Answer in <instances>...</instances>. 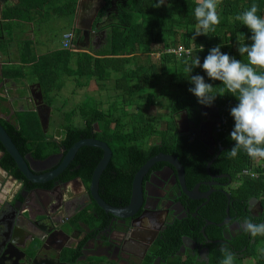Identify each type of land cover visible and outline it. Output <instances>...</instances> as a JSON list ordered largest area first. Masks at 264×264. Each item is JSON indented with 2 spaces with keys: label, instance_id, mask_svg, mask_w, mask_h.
Segmentation results:
<instances>
[{
  "label": "trees",
  "instance_id": "16d2710c",
  "mask_svg": "<svg viewBox=\"0 0 264 264\" xmlns=\"http://www.w3.org/2000/svg\"><path fill=\"white\" fill-rule=\"evenodd\" d=\"M34 1L35 3L23 0V4L29 13L38 8L41 20L50 11L55 16L72 18L77 6V0ZM117 3L116 11L109 15L105 26V41L97 48H78L75 41L78 39H73L72 45L67 48L61 43L57 50L40 54L35 50L33 41L19 42L18 56L21 64L8 67L5 71L10 75L30 77L39 82L46 103L59 109L57 126L61 135L57 142L47 132H43L35 111L19 112L14 124L9 126L3 122L2 125L20 153H30L33 158L44 159L57 152L60 146L66 152L77 140L94 137L106 142L111 149L109 167L112 166V169L119 172L114 177L116 181L122 180L130 184L135 172L147 159L164 152L178 158L190 186L195 180L207 175V161L214 155H210L197 139L191 140L190 136L177 131L176 118L181 112H186L188 120L195 124L202 118V107L206 105L198 103L197 98L189 91L193 86L189 80L190 75L199 74L204 77L205 82L213 85L214 92L224 93L217 95L211 104L222 113L224 123L218 136L221 145H227L215 159L213 167L217 169L216 172L227 173L225 180L231 178L239 182L229 190V202L234 200L244 205L229 206V213L233 214L238 210L247 218L246 205L255 199L261 205L257 222L264 223V180L253 179L249 175L237 177L243 169L251 168L255 159L243 150L234 158L228 155V150L235 143L230 139L234 120L229 110L239 102L238 99L226 92L223 83L209 79L202 68L194 67L190 74L185 70L186 61L190 63L197 55L202 64L209 50L218 45L222 53L247 63V55L241 56L237 49L240 44L251 43V32L235 17L253 3L259 8L258 15L264 17V0H221L217 9L220 23L215 26V31H209L207 35L195 34L199 27L194 16L197 0H165V4L160 7L153 6L156 0H122ZM30 5L33 7L29 11ZM36 5L37 8L34 7ZM101 14L99 13L97 20ZM27 19L33 21L34 16ZM179 46L191 50V58L185 53L176 54L171 51ZM156 52L160 53L157 60H149ZM143 56L148 57V61L142 62L140 59ZM256 70L264 72V68L257 67ZM68 80L76 87H85L91 81L94 82L98 90L105 92L104 98L108 100V105L104 106V100L95 99L93 94L86 93L85 100L84 97L71 109L62 111L66 99L55 105L56 95ZM160 105L167 108L169 114L161 118L162 123L158 126L157 115L147 113L145 108ZM75 116H78L79 122L74 120ZM86 148H92L93 151H85ZM0 149H4L1 144ZM101 156L99 148L80 147L76 153V157L80 158L71 166L66 177L80 175L88 183ZM257 159L258 165L254 170L262 177L264 159ZM77 162H80L79 169L74 168ZM0 163L5 170L21 178L22 174L8 153L4 154ZM162 164L157 163L155 168ZM213 167L210 166L211 171H214ZM224 198L227 203L226 197ZM226 207H221L223 213L219 214L221 216L217 221L225 217ZM185 229L187 227L183 226L184 231ZM195 231L199 234V227ZM182 233L184 232L176 233L171 242L168 239L170 235L159 240L161 264H201L193 256L186 257L184 261L174 253L179 250ZM246 234L244 231L240 235L243 242L239 248L246 245L247 248L242 256L235 255L234 264H264V235H250L246 238ZM250 238L253 242H250ZM169 247L171 249L167 251L168 256L165 254L164 257V250ZM223 256L222 252H211L208 264H221ZM249 260L252 262H248Z\"/></svg>",
  "mask_w": 264,
  "mask_h": 264
},
{
  "label": "flooded vegetation",
  "instance_id": "af4514ba",
  "mask_svg": "<svg viewBox=\"0 0 264 264\" xmlns=\"http://www.w3.org/2000/svg\"><path fill=\"white\" fill-rule=\"evenodd\" d=\"M81 1L83 8L78 15ZM119 1L122 0H115V6L110 8V0H77L72 33L74 39H78L75 40L78 48H97L104 43L107 36L105 26ZM31 2L35 3L34 0ZM32 7H28L29 11ZM99 13L102 14L97 20ZM32 16L33 21L27 19ZM90 21L89 29L87 22ZM42 27L38 8L29 13L23 0H0L1 125L3 122L9 126L14 124L19 112H36L37 108L42 110L45 105L49 106L39 82L5 71L8 67L21 64L19 42H34L36 37L42 36ZM49 120L50 115L46 132L50 127ZM222 123L223 116L218 107L204 106L198 124L189 121L182 134L190 136L191 140L197 139L210 155H215L220 147H227L221 145L218 136ZM49 135L60 141L59 131ZM85 151L92 152L93 149L86 148ZM5 153L4 149H0V161ZM64 154V147L60 146L57 152L44 159L33 158L30 153L22 155L27 156L31 168L43 173L56 168ZM78 158L75 154L56 177L44 183H32L22 175L17 178L0 163V264H161L159 240L170 235L168 239L171 242L178 232L184 233L180 236L179 250L174 253L184 261L186 257L193 256L198 263L208 264L209 254L214 251L220 253L222 246L240 256L247 248V245L239 248L243 242L240 235L244 232L245 216L238 210L229 213V206H244L234 200L229 202V190L239 182L231 178L225 180L227 173L216 172L213 163L217 157L208 169L206 164L207 175L190 186L184 175V190L176 171L169 164L161 161L163 164L155 168L160 163L155 162L143 177L142 207L131 217L117 216L98 205L89 190L95 166L88 183L80 175L66 177ZM211 165L214 171L210 170ZM74 168H81L80 162ZM105 168L109 170L105 173L103 170L100 175L99 196L115 208L127 205L132 180L130 184L116 181L114 177L119 172L109 167V162ZM222 206H227L226 215L217 221L221 216L219 214L223 213ZM246 206L247 218L258 223L260 202L253 199ZM183 226L187 230L184 231ZM197 227L199 234L195 231ZM245 236L249 238L250 234ZM250 242L253 239L250 238ZM170 249L164 250V257L165 254L168 256Z\"/></svg>",
  "mask_w": 264,
  "mask_h": 264
},
{
  "label": "clouds",
  "instance_id": "9594fccd",
  "mask_svg": "<svg viewBox=\"0 0 264 264\" xmlns=\"http://www.w3.org/2000/svg\"><path fill=\"white\" fill-rule=\"evenodd\" d=\"M220 3L221 0H197L194 8V16L199 25L195 31L196 35H207L209 31H215V26L220 23L217 10ZM164 4L165 0H156L153 6L160 7ZM258 12V6L253 3L235 17L251 32V43L240 44L237 49L241 56L247 55V63L222 53L219 45L209 50L202 64L197 55L190 63L185 62V70L189 74L194 67L202 68L209 79L223 83L226 92L239 101L229 110L234 120L230 139L235 142L228 150L231 158L243 150L251 158L264 159V72L256 70L257 67L264 68V17L258 15ZM186 54L191 58V50ZM189 80L193 85L189 91L200 104L210 106L217 95L224 94L214 92L213 85L205 82L204 77L199 74L190 75ZM252 177L255 178V174H252ZM242 226L252 237L264 235V223H254L245 218ZM220 250L224 254L221 264H234V253L226 246H222Z\"/></svg>",
  "mask_w": 264,
  "mask_h": 264
},
{
  "label": "water",
  "instance_id": "95a60500",
  "mask_svg": "<svg viewBox=\"0 0 264 264\" xmlns=\"http://www.w3.org/2000/svg\"><path fill=\"white\" fill-rule=\"evenodd\" d=\"M111 7L115 6V0H110ZM83 1L80 2L79 12L83 8ZM105 17V16H104ZM104 17L102 19H104ZM89 23L88 28H91V21L87 22ZM98 28V27H97ZM99 30V29H97ZM40 99L42 100L41 94ZM36 113L41 125V128L43 132L45 131V128L47 127L49 115H50V107L45 105V108L42 110L36 109ZM177 123V131L178 133H183L186 131V129L189 126V120L187 117L186 112L180 113ZM0 144L3 146L4 150L11 156L13 159L16 167L22 174L24 178L29 180L32 183H44L54 177H56L66 166L67 164L73 159L74 155L76 154L77 150L82 146H92L97 147L102 150V156L100 160L97 162L92 178L90 181L89 190L90 193L93 195V197L96 199L98 205L105 209L106 211L112 212L113 214L121 217H131L133 216L141 207L144 201L143 196V177L145 174L149 171V169L152 167V165L155 162H165L169 164L174 171H176V174L181 181L183 190H184V170L183 166L178 160V158L169 153L159 152L153 156H151L149 159H147L135 172L133 179H132V190H131V196L129 199V202L125 206L121 207H112L108 205L98 194V184H99V178L102 173V171L105 169L106 165L108 164L112 151L107 145L106 142L101 141L99 139H96L94 137H86L82 138L80 140H77L74 142L65 152V154L62 156L61 162L58 164V166L52 170L38 173L33 168L30 167V163L27 159L26 155H22L18 148L16 147L15 143L12 141L11 137L8 135L4 127L0 124ZM223 149V147H220V149L215 153L214 157L215 159L217 155L220 153V151ZM211 160V161H212ZM211 161L207 164V169L209 168V165L211 164ZM227 222V219L225 220Z\"/></svg>",
  "mask_w": 264,
  "mask_h": 264
},
{
  "label": "rangeland",
  "instance_id": "374dc122",
  "mask_svg": "<svg viewBox=\"0 0 264 264\" xmlns=\"http://www.w3.org/2000/svg\"><path fill=\"white\" fill-rule=\"evenodd\" d=\"M79 5H78V12H79ZM74 17V16H73ZM71 16H55L53 12H49L46 14L45 18L43 19V27L41 29V37H36L34 40V44L36 45L35 50L40 54H45L52 50H57L58 47L61 46L62 43V34L64 31H73L74 20ZM74 33V32H73ZM38 38V39H37ZM149 59L146 56H143L140 60L142 62L149 60H157L156 54L150 56ZM93 94L95 99H102L103 105H108V100L104 98L106 96L104 91H100L97 89L94 82H90L88 86L85 87H76L72 81H67L66 85L63 89L56 95L57 102L55 105H59L63 103L66 99V105L62 108V111L71 109L77 102H80L84 97L83 100L87 98V94ZM50 127L48 128V134H57L60 129L57 126V121H59V116L57 111L59 110L55 106H50ZM147 113L152 115H157V125H161L163 117L168 116L169 110L165 107L155 106L151 108H145ZM183 113V112H181ZM178 119V117L176 118ZM74 120L79 122L78 116H75ZM53 123V127H52ZM152 141V140H151ZM150 141V142H151ZM256 159V158H255ZM8 182H5L7 185ZM252 260V258H251ZM249 260L248 262H252Z\"/></svg>",
  "mask_w": 264,
  "mask_h": 264
},
{
  "label": "built area",
  "instance_id": "2783aa9c",
  "mask_svg": "<svg viewBox=\"0 0 264 264\" xmlns=\"http://www.w3.org/2000/svg\"><path fill=\"white\" fill-rule=\"evenodd\" d=\"M62 46L63 47H69L72 45V40L74 39V35L71 31H66L63 33L62 35ZM171 51L175 52L176 54H181V53H187L188 49H185L184 47L182 46H179L177 49H171ZM157 58L159 57L160 53L159 52H156L155 53ZM258 165V159L256 158L255 161L253 162V165L251 168H248V169H243L237 177H240L242 175H249L250 178H253L252 177V174H255V178L253 179H263L264 180V173L262 175V177L260 176V173H258V171L254 170V167H256Z\"/></svg>",
  "mask_w": 264,
  "mask_h": 264
}]
</instances>
